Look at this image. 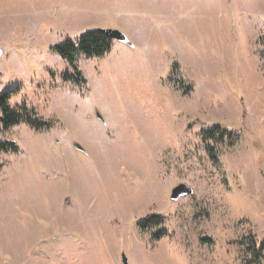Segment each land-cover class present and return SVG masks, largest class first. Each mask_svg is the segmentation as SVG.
I'll return each mask as SVG.
<instances>
[{
    "label": "rangeland",
    "instance_id": "rangeland-1",
    "mask_svg": "<svg viewBox=\"0 0 264 264\" xmlns=\"http://www.w3.org/2000/svg\"><path fill=\"white\" fill-rule=\"evenodd\" d=\"M10 89L44 123H0V264H264V0H0Z\"/></svg>",
    "mask_w": 264,
    "mask_h": 264
},
{
    "label": "trees",
    "instance_id": "trees-1",
    "mask_svg": "<svg viewBox=\"0 0 264 264\" xmlns=\"http://www.w3.org/2000/svg\"><path fill=\"white\" fill-rule=\"evenodd\" d=\"M112 43L113 39L98 28L85 31L76 40L65 37L63 41L54 46V49L63 59L75 67L78 53H82L87 57H101L111 49ZM75 69L77 68L75 67ZM15 91V89H10L0 93V123L7 127L26 122L35 128H39L44 122L34 116V111L30 110V112L26 105L18 107L11 106L12 94H14ZM205 125H208V123ZM222 128L223 127L220 125L214 126V129L221 130L220 136L223 138L226 135V130ZM214 129L205 130L203 132L204 138L208 140L213 139L216 133ZM10 146H14L12 142L0 139V149L7 150ZM162 222L163 216L160 214L149 215L138 220V224L142 227L150 223L158 225ZM159 233L158 231L155 235L159 236ZM263 249V244L258 246V248H256L257 254L261 255Z\"/></svg>",
    "mask_w": 264,
    "mask_h": 264
},
{
    "label": "water",
    "instance_id": "water-1",
    "mask_svg": "<svg viewBox=\"0 0 264 264\" xmlns=\"http://www.w3.org/2000/svg\"><path fill=\"white\" fill-rule=\"evenodd\" d=\"M99 29L104 33H106L112 39L121 40V41L127 40L126 35L119 29H114V28H99ZM192 192H193V188L191 186H189L184 182H181L172 189L170 197L173 200H178L180 197L189 195ZM123 263L127 264V259L125 255H123Z\"/></svg>",
    "mask_w": 264,
    "mask_h": 264
}]
</instances>
